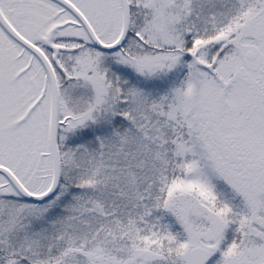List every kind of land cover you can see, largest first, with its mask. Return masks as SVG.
Returning <instances> with one entry per match:
<instances>
[{
  "label": "snow or ice",
  "instance_id": "1",
  "mask_svg": "<svg viewBox=\"0 0 264 264\" xmlns=\"http://www.w3.org/2000/svg\"><path fill=\"white\" fill-rule=\"evenodd\" d=\"M0 264H264V0H0Z\"/></svg>",
  "mask_w": 264,
  "mask_h": 264
}]
</instances>
